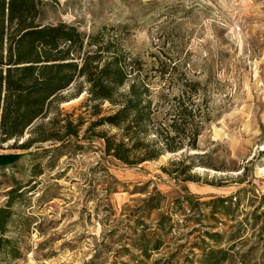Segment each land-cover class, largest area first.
<instances>
[{
    "label": "rangeland",
    "instance_id": "374dc122",
    "mask_svg": "<svg viewBox=\"0 0 264 264\" xmlns=\"http://www.w3.org/2000/svg\"><path fill=\"white\" fill-rule=\"evenodd\" d=\"M44 3V24L68 23L87 36L107 27L119 37L148 75L155 106L168 108L184 84L198 82L194 102L210 121L197 150L127 166L93 135L118 133L94 126L113 107L106 103L94 116L80 79L23 138L0 143V208L18 190L0 264H198L208 247L228 251L224 264H264V0ZM57 117L82 120L80 136L20 148L36 126L54 130ZM156 192L166 200L149 211L145 200ZM220 198L228 201L227 215L213 203ZM161 216L170 219L165 229ZM142 236L160 239V251L146 258Z\"/></svg>",
    "mask_w": 264,
    "mask_h": 264
},
{
    "label": "trees",
    "instance_id": "16d2710c",
    "mask_svg": "<svg viewBox=\"0 0 264 264\" xmlns=\"http://www.w3.org/2000/svg\"><path fill=\"white\" fill-rule=\"evenodd\" d=\"M44 5V0H0V143L23 138L38 120L48 118L64 102L65 92L83 79L88 85L86 106L93 103L94 116L100 115L106 103L113 107L94 123L118 130L115 135L93 134L104 141L108 157L134 167L156 161L166 153L198 149L203 124L210 121L194 102L196 94H200L198 82L184 84L187 88L169 101L168 108L155 106L148 75L143 76L142 68L136 69L119 37L107 27L87 36L68 23L44 24ZM83 92L78 89L77 96ZM51 124L57 125L54 130L36 126L20 148L28 150L35 144L79 137L84 126L80 119L58 117ZM194 166L193 161L182 174ZM5 167L0 164V168ZM17 192L12 190L7 205L0 208V255L11 243L5 236ZM165 200L164 195L156 192L145 200V205L147 210L156 211ZM227 202L223 198L213 200L214 204L221 203L224 215L228 213ZM169 220L161 216V227L165 229ZM206 235L212 240L220 237L218 233ZM161 245L160 239L151 242L142 236L140 250L150 258L149 251L158 252ZM202 251L198 264H224L229 260L226 250L208 247Z\"/></svg>",
    "mask_w": 264,
    "mask_h": 264
}]
</instances>
